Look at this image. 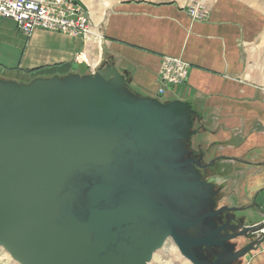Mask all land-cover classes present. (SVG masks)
I'll list each match as a JSON object with an SVG mask.
<instances>
[{
    "label": "water",
    "instance_id": "water-1",
    "mask_svg": "<svg viewBox=\"0 0 264 264\" xmlns=\"http://www.w3.org/2000/svg\"><path fill=\"white\" fill-rule=\"evenodd\" d=\"M189 129L179 103L132 97L104 73L0 82V246L18 264H148L167 238L191 264L243 257L264 235L225 244L264 221L201 234L204 219L243 210L198 216L209 185L194 169L211 164L183 158ZM203 247L222 252L208 262Z\"/></svg>",
    "mask_w": 264,
    "mask_h": 264
},
{
    "label": "crops",
    "instance_id": "crops-1",
    "mask_svg": "<svg viewBox=\"0 0 264 264\" xmlns=\"http://www.w3.org/2000/svg\"><path fill=\"white\" fill-rule=\"evenodd\" d=\"M187 8L178 0H121L91 19L85 40L41 30L26 37L14 21L0 18V82L104 73L132 97L179 103L190 124L183 145L198 149L202 163L215 161L220 201L263 213L264 20L237 0L210 2L203 21L192 20ZM165 56L190 68L185 85L157 97ZM246 264H264V243Z\"/></svg>",
    "mask_w": 264,
    "mask_h": 264
},
{
    "label": "built area",
    "instance_id": "built-area-1",
    "mask_svg": "<svg viewBox=\"0 0 264 264\" xmlns=\"http://www.w3.org/2000/svg\"><path fill=\"white\" fill-rule=\"evenodd\" d=\"M187 12L195 21L208 17L199 5ZM0 18L14 21L18 31L26 37L36 30L83 40L92 35L89 13L71 0H0ZM189 68L180 58L163 57L158 73L157 97H164L170 88L185 85ZM90 69L94 74L93 64H90Z\"/></svg>",
    "mask_w": 264,
    "mask_h": 264
},
{
    "label": "rangeland",
    "instance_id": "rangeland-1",
    "mask_svg": "<svg viewBox=\"0 0 264 264\" xmlns=\"http://www.w3.org/2000/svg\"><path fill=\"white\" fill-rule=\"evenodd\" d=\"M71 1L76 2L80 4L82 7H84L85 10L89 13L90 19H94V18L99 19L100 17H103V15H105L115 4H117L121 0H71ZM178 1H180L181 3L185 5H188V8H187L188 10L192 7L199 5L204 8L206 13H208L207 5L214 0H178ZM237 1L242 2L243 4H245L247 7L251 9L253 18L264 20V0H237ZM91 23H92V20H91ZM261 38H263L261 42H262V45L264 46V32H262ZM157 102L162 104L161 103L162 100H159ZM187 133H188L187 140H189L190 132L187 131ZM187 140H184L181 142L183 146V151H184L183 158H188V157L192 158L198 161L201 165L211 164L209 168L203 169L204 170L203 175L199 172L202 181L208 184L210 188V189L205 188L207 192L205 194V200L211 203L210 205L212 207H210V209L216 208L217 209L216 211L220 210L223 207H227L229 209H242L243 211L233 212V214L237 219L242 221V225L245 227L264 221V212L262 213L260 210L251 211L247 207H236L232 199H229V202H228L229 204L228 203L225 204L220 201L221 197L219 193H221V188L220 186H217L212 181V171H213V166H214L215 161L212 160L208 163H202V158H201V155H199L198 149H194L196 151L195 152L189 149L188 147H186L185 144L183 145V143H185ZM206 206L207 205L205 206L203 205L202 209L204 210ZM227 232L228 234H231L230 230H227ZM263 235H264V231L263 233H260V234L248 235L245 237H238L236 239L228 241L227 245H231L233 248L235 247L238 248L244 245L245 243H247V241L245 240L246 238H250V239L255 238L253 242H256ZM260 245L261 244L255 245L243 257L229 264H246L249 255H251L254 251H256ZM201 250L202 249L196 250V253L200 255L202 258H204L203 260H206L209 262L208 258L204 255V253H201ZM240 250H238L237 252H239ZM207 254L210 255V257L211 256L214 257V256L219 255L220 253L219 251H217L216 248H211L209 249V252ZM0 264H18V263L15 262L11 258V256L6 252V250L0 246ZM148 264H191V263L181 256L173 240L171 238H167L162 244V247L153 254L152 259Z\"/></svg>",
    "mask_w": 264,
    "mask_h": 264
},
{
    "label": "flooded vegetation",
    "instance_id": "flooded-vegetation-1",
    "mask_svg": "<svg viewBox=\"0 0 264 264\" xmlns=\"http://www.w3.org/2000/svg\"><path fill=\"white\" fill-rule=\"evenodd\" d=\"M194 172H195V174H197V176H199L198 179L200 181H202L199 172L203 175L204 170L200 169V168H195ZM208 189H210V188H208ZM205 191H206V189H205ZM199 201H201V200H199ZM203 201H204V199H203ZM210 204L211 203L209 201L206 202L204 204V206L205 205H207V206L204 208V210L202 209L201 211L198 212V216L202 217L203 215H205L208 212H211V211L215 212L217 210L216 208L210 209V207H212ZM201 205H203V204H201ZM238 224L242 225V221L237 219L234 216L232 211H225V212H223L222 214H220L219 216H217L215 218H206V219H204L202 221V223H201L200 229H201V234H204L205 231L213 230V229L221 227V226H226V228L229 229L230 227L236 226ZM245 240L247 241V243H245L244 245H242V246H240L238 248H236L235 246H234L235 248H233L231 245H227V243H226L225 244L226 251L227 252H231V253H235L238 250L242 249L243 247H246L251 242H253L255 240V238L254 239L246 238ZM216 249H217V251H219V253L222 252L221 248H216ZM208 252L209 251L206 248H204V247L201 250V253H204V255L208 258L209 262H213L215 260V256L214 257H212V256L210 257V255L207 254Z\"/></svg>",
    "mask_w": 264,
    "mask_h": 264
}]
</instances>
